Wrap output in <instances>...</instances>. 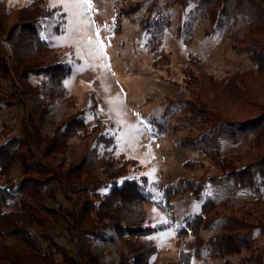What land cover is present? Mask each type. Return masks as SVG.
Here are the masks:
<instances>
[{
    "label": "trees",
    "instance_id": "1",
    "mask_svg": "<svg viewBox=\"0 0 264 264\" xmlns=\"http://www.w3.org/2000/svg\"><path fill=\"white\" fill-rule=\"evenodd\" d=\"M41 0H25L17 10V17L7 29L2 30L0 19V106L12 108L22 106L19 118L7 114L0 118V264H57L55 254L61 262L77 264L78 260L67 253L52 237L50 227L62 219L68 230L77 227V237L82 244L81 256L96 262L90 243L109 228L126 246L120 252L117 264H148L158 247L145 237L157 229L174 224L175 218L169 199L182 193L190 182L188 176L164 183L158 179L154 186L159 197L148 187L146 175L130 176L138 166L131 156L111 155L102 158L99 170L101 177H93L90 148L70 170L60 175L43 164V158L51 152L63 151L68 138L85 127L84 108L72 116L62 118L51 135L40 134L46 107L40 96L59 97L67 93L64 78L72 71L66 61L60 59L44 39L47 23L53 19L56 6L40 3ZM172 0H167L171 3ZM185 10L183 40H189L190 25L197 19H206L207 34L224 32L228 47L237 54H244L250 66L226 70L222 75H203L189 64L181 65L179 86L192 103L202 120L209 122L198 136L181 141L204 152L217 170L213 174H200L206 182H227L231 187H251L255 181L264 184V0H179ZM141 2H133L125 12L135 9ZM56 13V12H55ZM157 16V15H156ZM148 18L146 30L151 39L158 37L162 16ZM1 17V16H0ZM62 19L54 25L57 30ZM159 32V34H158ZM55 59H48V55ZM191 57H195L190 52ZM37 77L36 81L31 80ZM9 89H4V84ZM88 108L93 111L96 102L93 93ZM28 105V107H27ZM42 105V107H41ZM94 113V111H93ZM94 117H98L94 113ZM19 120L14 127L11 123ZM158 127V126H157ZM99 129L97 122L86 134ZM164 127L159 126L158 131ZM104 139L105 135L100 134ZM111 139V137H108ZM248 140L244 151L221 153L222 141L240 142ZM110 141V140H109ZM40 147L43 149L41 150ZM40 156H37L39 152ZM204 161L186 159L188 170H197ZM64 179V181H63ZM57 180L68 191L72 185L78 187V206H67L57 200L51 183ZM81 182V183H80ZM256 186L254 190L259 191ZM51 201V202H50ZM52 201H57L52 203ZM147 202L164 209L166 222L151 224L145 204ZM14 203V206H10ZM226 207V206H225ZM227 214H221L216 202L205 197L200 211L183 217L177 229L179 236L196 234L205 219L219 217L233 222L247 223L240 229L221 231L212 237L216 256L232 264L231 256L241 254L240 262L264 264L263 250L257 242L255 232L264 234V199L261 194L247 199L237 207L227 205ZM240 220V221H239ZM146 240V241H145ZM92 241V242H91ZM191 249H179L178 257L162 264H191Z\"/></svg>",
    "mask_w": 264,
    "mask_h": 264
},
{
    "label": "rangeland",
    "instance_id": "2",
    "mask_svg": "<svg viewBox=\"0 0 264 264\" xmlns=\"http://www.w3.org/2000/svg\"><path fill=\"white\" fill-rule=\"evenodd\" d=\"M24 1L0 0L1 31L6 32L15 21L19 5ZM133 2L141 3L126 13L125 8ZM40 3L57 7L43 37L58 55L56 57L72 68L63 80L67 93L59 97H39L40 102L47 103L45 117L40 124L41 136L51 135L62 118L72 116L79 108L85 109V127L80 126L77 134L68 138L69 143L63 151L48 153L50 155L43 158V164L62 175L75 166L84 153L94 148L90 170L96 178L102 176L98 167L103 157L112 154L131 156L138 160V166L129 175H146L148 187L155 197L160 196L154 186L158 179L171 183L181 176H188L193 182L168 201L174 213V224L145 237L158 247L148 264H162L175 259L180 248L192 250L191 264H229L216 256L212 237L223 230L240 229L247 223L220 217L213 221L207 216L196 234L179 236L177 229L183 224L184 216L200 211L205 197L216 202L219 213L227 214V205L235 208L257 194L264 199V184L255 181L251 187L235 189L227 182L211 183L198 177L200 174L217 173V170L203 151L181 144V141L198 136L209 122L202 120L201 113L172 80L180 81L183 64H189L203 75L220 76L226 70L250 66L248 59L228 47L224 30L207 34L206 19L197 18L190 25V39L183 40L186 18L179 0H172L170 4L167 0H41ZM156 15L163 17V21L157 24L162 30L158 37L151 39L153 46L149 48L151 33L145 27L148 18ZM59 19H62L61 26L55 30L53 27ZM190 52L195 57H191ZM56 57L49 54L47 58L52 60ZM36 79L34 76L31 78L33 81ZM4 86V89H9L8 83ZM90 92L96 102L93 111L98 120L88 108ZM22 113V106H0V118L7 114H15L19 118ZM18 121L11 124L17 127ZM97 122L99 129L86 134ZM157 126H163V131H158ZM102 133L105 139L100 136ZM247 147V139L236 143L224 140L220 151H244ZM40 154L41 151L37 152L38 157ZM189 158L202 160L204 165L190 171L183 164ZM74 184L64 191L57 180L51 183L57 200L69 207L79 205L77 190L84 187L83 183L78 187ZM259 185L260 190H254ZM145 207L151 224L167 221L163 208L151 202H147ZM76 230L77 227L68 230L65 219L50 227L53 239L78 260L77 264H117L120 252L127 251L114 231L106 228L104 234L90 243L96 258V262L91 263L83 254L81 256L82 244ZM255 235L264 253V234L255 232ZM55 258L57 264H68L61 262L60 254L56 253ZM240 260L241 254L231 256L232 264H254ZM129 264H133L131 260Z\"/></svg>",
    "mask_w": 264,
    "mask_h": 264
}]
</instances>
